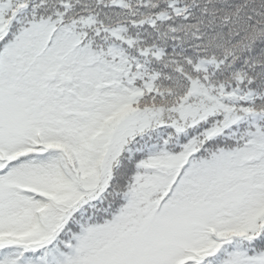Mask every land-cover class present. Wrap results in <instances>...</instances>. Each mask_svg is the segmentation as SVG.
Segmentation results:
<instances>
[{"label": "snow or ice", "instance_id": "6c2138e0", "mask_svg": "<svg viewBox=\"0 0 264 264\" xmlns=\"http://www.w3.org/2000/svg\"><path fill=\"white\" fill-rule=\"evenodd\" d=\"M0 264H264V0H0Z\"/></svg>", "mask_w": 264, "mask_h": 264}]
</instances>
